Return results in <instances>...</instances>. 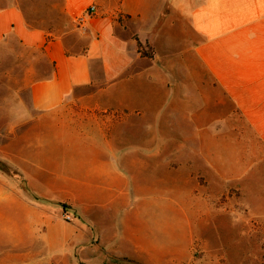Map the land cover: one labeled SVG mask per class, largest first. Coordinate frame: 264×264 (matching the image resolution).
I'll list each match as a JSON object with an SVG mask.
<instances>
[{"label": "crops", "instance_id": "0c3cea01", "mask_svg": "<svg viewBox=\"0 0 264 264\" xmlns=\"http://www.w3.org/2000/svg\"><path fill=\"white\" fill-rule=\"evenodd\" d=\"M4 51L29 118L2 149L27 191L0 177V259L201 264L225 149L264 142V0H0V76Z\"/></svg>", "mask_w": 264, "mask_h": 264}, {"label": "rangeland", "instance_id": "374dc122", "mask_svg": "<svg viewBox=\"0 0 264 264\" xmlns=\"http://www.w3.org/2000/svg\"><path fill=\"white\" fill-rule=\"evenodd\" d=\"M17 62L15 53L4 51L0 76V177L21 186L24 173L2 151L13 133L11 126L29 118L28 92L22 82L27 70L18 68ZM225 150L224 170L228 177L219 194L203 199L212 207V219L203 227L194 225V238L200 243L194 244L192 254L201 264L207 260L210 264H264V142L259 139L252 151L245 141ZM217 206L220 212L213 210ZM59 218L69 222L74 216L63 209ZM4 255L12 259H0V264H47L42 245L31 253ZM68 264L75 263L68 260Z\"/></svg>", "mask_w": 264, "mask_h": 264}, {"label": "trees", "instance_id": "16d2710c", "mask_svg": "<svg viewBox=\"0 0 264 264\" xmlns=\"http://www.w3.org/2000/svg\"><path fill=\"white\" fill-rule=\"evenodd\" d=\"M136 41H137V50L141 53V55L151 58L152 57V51H151V48L148 46V44L142 43L141 41L138 40V38H136ZM6 169H4V170L6 171ZM21 186L23 187V189L26 192L27 189H26L24 182H23V184H21ZM60 204L63 207L66 206L64 203H60Z\"/></svg>", "mask_w": 264, "mask_h": 264}, {"label": "built area", "instance_id": "2783aa9c", "mask_svg": "<svg viewBox=\"0 0 264 264\" xmlns=\"http://www.w3.org/2000/svg\"><path fill=\"white\" fill-rule=\"evenodd\" d=\"M95 9L94 5H90V7L87 9L86 13L89 14L90 12H92ZM77 22L79 24H81L83 22V17H78ZM69 218V217H68Z\"/></svg>", "mask_w": 264, "mask_h": 264}]
</instances>
